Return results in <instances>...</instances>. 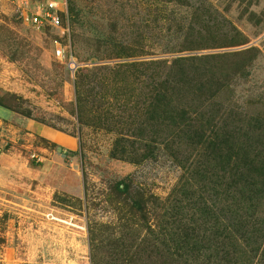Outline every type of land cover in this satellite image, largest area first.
Listing matches in <instances>:
<instances>
[{
  "label": "rangeland",
  "instance_id": "obj_1",
  "mask_svg": "<svg viewBox=\"0 0 264 264\" xmlns=\"http://www.w3.org/2000/svg\"><path fill=\"white\" fill-rule=\"evenodd\" d=\"M63 2L59 27L34 28L0 0V264H90L89 237L157 232L205 146L264 151V0ZM135 197L142 222L124 206Z\"/></svg>",
  "mask_w": 264,
  "mask_h": 264
},
{
  "label": "trees",
  "instance_id": "obj_2",
  "mask_svg": "<svg viewBox=\"0 0 264 264\" xmlns=\"http://www.w3.org/2000/svg\"><path fill=\"white\" fill-rule=\"evenodd\" d=\"M195 158L181 166L157 232L146 227L148 237H139L136 228L121 224L105 231L103 245L89 237V263L98 264L96 248L110 264H141L143 258L159 264H264V216L258 209L264 151L205 146ZM124 206L127 215L145 220L143 198Z\"/></svg>",
  "mask_w": 264,
  "mask_h": 264
},
{
  "label": "built area",
  "instance_id": "obj_3",
  "mask_svg": "<svg viewBox=\"0 0 264 264\" xmlns=\"http://www.w3.org/2000/svg\"><path fill=\"white\" fill-rule=\"evenodd\" d=\"M18 8L20 9L21 18L23 21L28 22L34 28H39L45 25L51 27H59L61 25L60 13L63 11V0H39L32 9L23 6V0H18ZM63 48L56 46L54 55L57 58L63 57ZM71 69V66H69Z\"/></svg>",
  "mask_w": 264,
  "mask_h": 264
},
{
  "label": "crops",
  "instance_id": "obj_4",
  "mask_svg": "<svg viewBox=\"0 0 264 264\" xmlns=\"http://www.w3.org/2000/svg\"><path fill=\"white\" fill-rule=\"evenodd\" d=\"M0 115L2 117L1 112H0ZM23 124H24V127L30 130L32 133L43 136L44 138L51 140L55 142L56 144H60V145H66L65 143L69 145L71 144V139L69 138V136H67L66 134L58 130H55L43 124L37 123L30 119L25 120Z\"/></svg>",
  "mask_w": 264,
  "mask_h": 264
}]
</instances>
